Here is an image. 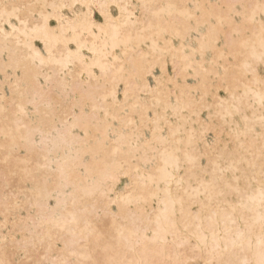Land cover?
Returning a JSON list of instances; mask_svg holds the SVG:
<instances>
[{
  "label": "snow or ice",
  "instance_id": "obj_1",
  "mask_svg": "<svg viewBox=\"0 0 264 264\" xmlns=\"http://www.w3.org/2000/svg\"><path fill=\"white\" fill-rule=\"evenodd\" d=\"M74 6L41 5L35 0L0 5L4 10L0 15H14L25 35L45 40L47 60L40 62L54 66V75L45 74L42 81H30L26 70L14 84L7 66L4 69L0 250L20 259H0V264H193L181 258V249L191 247L194 239L202 247L208 240L206 232L216 235L219 212L212 207L221 204L231 208L227 219L232 225L238 224L235 214L240 210L242 230L236 229L240 238L258 223L259 245L248 241L251 259L221 258L206 264H264V0L101 3L105 24L99 35L90 15L97 7L93 4L87 5L90 11L83 17L57 14L55 28L49 26L50 15L33 19L37 8ZM109 8L120 9L121 16L111 19ZM145 40L151 41L162 64L169 56L174 65L181 61L175 76L156 81L151 103L133 98L128 82L119 75L124 61L115 55L116 49ZM85 48L93 54L91 63L82 54ZM189 70L198 75L195 95L189 89L181 91L178 84L180 73ZM209 80L227 84L225 99L215 96L214 88L209 91ZM118 83L124 85L122 101L117 99ZM205 106L207 123L194 120ZM213 108L218 109L214 115ZM70 111H78L80 120L76 125L80 144L71 157L58 127L67 123ZM217 119L219 125L214 123ZM61 151L65 156L55 160L54 154ZM99 157L104 158L110 184L88 182ZM81 170L86 180L79 179ZM121 176L129 178L136 197L129 192L111 198ZM257 178L258 196L248 195ZM16 179L34 186L58 182L72 189L71 201L57 200L52 207L49 197L39 206L41 211L33 214L29 208L28 217H22L20 211L28 201L18 199L23 193L14 187ZM257 199L258 221L244 215L255 210ZM101 201L131 212L130 219L143 216L141 205L159 201L161 208L149 220L152 229H117L120 213H111L109 229L97 207Z\"/></svg>",
  "mask_w": 264,
  "mask_h": 264
},
{
  "label": "bare ground",
  "instance_id": "obj_2",
  "mask_svg": "<svg viewBox=\"0 0 264 264\" xmlns=\"http://www.w3.org/2000/svg\"><path fill=\"white\" fill-rule=\"evenodd\" d=\"M22 2V0H0V5L5 3H18ZM31 2V0H30ZM35 2L43 5L47 3L48 5L52 4H73L74 7L69 8H37L35 10V16L33 19L35 21H39L41 15L49 16L50 19L48 21L49 26L52 28L57 27L56 18L57 14L63 15L70 19H75L79 17H83L89 14V8L87 5L93 4L97 5L95 10L91 11V19L93 23L97 26L95 31L96 34L99 35V27L105 24V15L104 10L98 7L101 3H127L128 0H35ZM135 2L139 3L140 0H135ZM153 2L158 4H166L169 0H153ZM183 3L187 4H195L197 2L203 3L204 0H181ZM212 2H224V0H212ZM3 9H0V12H3ZM7 11H11L8 9ZM107 14L111 19L116 20L121 16L120 9H115L113 11L111 8L107 9ZM34 25H30L29 27H33ZM25 29L21 27L19 21L16 20L15 16H3L0 15V90H2V81L4 79V69L7 66V70L10 76L13 77L12 83H15V77L20 76L22 79L24 78L25 71L28 72L29 80H35L38 78L39 80H43L45 74L54 75L53 68L54 66L49 63L41 64V59L47 60V48L45 44V40L41 38L40 40L32 39L31 34L25 35ZM103 40V38H101ZM195 40V36H193V41ZM193 41H189V44H192ZM189 45H185L188 47ZM71 51L75 52L76 49L73 45H69ZM127 52V55H125ZM83 56L87 58L88 63L92 61V53H90L86 48L83 50ZM115 55L119 58L120 61H124V71L119 75L123 78V81H127L130 89L131 95L133 98H140L149 103L152 101V96L154 93L152 90L156 87V81L161 77L172 78L176 75V68L181 64L180 60H177V64L174 65L171 56L168 57L165 63H161L160 54L152 52V45L150 40H145L143 43H136L135 47L129 46L128 49H116ZM170 64L172 67V73H168L169 68L167 69V65ZM159 70V74H155V72ZM94 72L97 76L100 75L98 69H94ZM158 72V71H157ZM149 77H153L154 85L150 83ZM55 78V77H54ZM111 75L108 76V79H111ZM85 79H87V75H85ZM191 79V80H190ZM104 81H101L103 84ZM198 83V75L197 72L187 71L186 73H180V79L178 81L180 90L189 89L193 91L195 95V89ZM35 87V84H33ZM215 89V96L219 97L221 100L225 99L227 88V84L221 80H217L215 84L209 80V91L211 92ZM222 90L224 92V96H220L218 91ZM173 91H176V87L173 86ZM117 99L123 100L124 95V85L123 83H118L116 86ZM119 93H121V98L119 97ZM11 95V89L8 92ZM207 99V98H206ZM173 102H175V98H173ZM204 111H208V107L205 106ZM218 109L213 108V115ZM87 111L91 112V108L87 109ZM203 112V111H202ZM201 112V113H202ZM198 116H193L194 120L204 121L207 123L209 112L207 114V119L202 117V114ZM204 113V112H203ZM190 113H186L185 115H189ZM206 114V113H205ZM67 123H61L58 127L61 129L59 136L62 137L66 144L64 145L67 148L68 156L71 157L75 154V146L80 144L79 136L80 129L76 126L80 123L79 120V112H69L68 116L65 117ZM216 125H219L221 121L218 119L214 121ZM3 126L2 117H0V127ZM198 125H194L196 127ZM53 136H57L56 133H53ZM23 155V153H21ZM65 156V152L61 151L58 155L54 154V159L59 161L62 157ZM55 166V165H54ZM96 171L92 176V179L88 181L89 183L95 182L96 184H110L111 176L110 173L105 172L104 170V158L99 157L98 161L95 165ZM258 171V169H257ZM83 170L77 175L79 179L86 180L87 178L82 175ZM58 175V174H53ZM124 178L121 176L117 179L116 183L120 180V178ZM127 181L129 184L131 181L128 177ZM76 180V177L73 178ZM115 183V184H116ZM0 201L3 200L5 195L3 185L0 184ZM14 187L17 192L23 193L18 197L21 201L27 200V206L22 207L20 211V215L22 217L27 218L29 212L27 209L31 208L33 210V214L38 211H41L39 207L42 205L49 197H51L54 201L52 207H55L56 201L59 200L62 204L65 201L70 202L71 197L69 193L72 191L71 188H64L59 185L58 182L53 183L49 182L47 185L39 184L33 185L30 181L23 182L20 179H16L14 183ZM115 185L112 188L111 198L113 200H117L118 197L127 196L129 192H132V198L137 196V193L132 191V189H127L124 194L117 195L114 190ZM35 189V190H34ZM3 190V191H2ZM260 190V185L258 178L253 180L250 184V189L248 195L258 196ZM37 206V207H34ZM109 205L107 201H101L97 204V207L101 212L104 213L103 221H106V226L111 229L113 224V217L111 213H120L118 218L116 219V227L130 229L135 227L138 230L143 229H152L154 225L149 223V220H154L155 217L159 214V210L161 205L159 201L150 202L149 204L141 205L140 207L144 209L143 216H138L130 219L132 216L131 212H121L119 205ZM212 211L219 212V223L216 227V235L213 236L212 232H206L205 235L208 237L207 242L202 247H197L198 241L195 239L192 241L191 247L187 249H181L183 252L182 259L190 260L193 264H197V261L200 264H206L207 261L212 259H251L253 258V253L248 247V241L250 240L252 245L258 248L259 238H260V229L257 223L254 230L248 234L245 238H240L236 231L237 228H241L242 224L239 222L240 210H237L235 214V218L238 220L237 225H232L230 221L227 219L228 216L232 215L231 208L228 207L227 204H221L219 207L213 205ZM150 214V215H149ZM244 215L246 217L251 216L253 219L258 221L259 217V200H256L255 210L252 212H245ZM108 217L109 219H105ZM134 220L138 221L134 223ZM205 226H207V222H205ZM151 234V231L149 232ZM227 251H224V250ZM123 258V257H121ZM129 259L132 257L129 256ZM0 259H20V256L17 255H8L7 252L0 250Z\"/></svg>",
  "mask_w": 264,
  "mask_h": 264
},
{
  "label": "rangeland",
  "instance_id": "obj_3",
  "mask_svg": "<svg viewBox=\"0 0 264 264\" xmlns=\"http://www.w3.org/2000/svg\"><path fill=\"white\" fill-rule=\"evenodd\" d=\"M169 68V70H168V73H172V67H171V65L170 64H168L167 65V69ZM156 71V70H155ZM158 71V72H157ZM156 72H155V74L157 75V74H159V70H157ZM149 79H150V83L152 84V85H154V80H153V77H149ZM191 80V79H190ZM218 94L220 95V96H224V92L222 91V90H219L218 91ZM119 97L121 98V93H119ZM204 112V113H203ZM203 112L201 113L202 114V117L204 118V119H207L206 117H207V114H208V111L207 110H203ZM206 113V114H205ZM0 187L2 188V186L0 185ZM127 189H129V182L127 181V178H120V180L115 184V187H114V190H115V193L117 194V195H120V194H124L125 192H126V190ZM4 190V189H3ZM2 190V191H3ZM1 191V190H0ZM18 191V190H17ZM54 203V201L53 200H51V206H53L52 204ZM113 208L115 209V206L113 205ZM105 219H109L108 217H106Z\"/></svg>",
  "mask_w": 264,
  "mask_h": 264
}]
</instances>
